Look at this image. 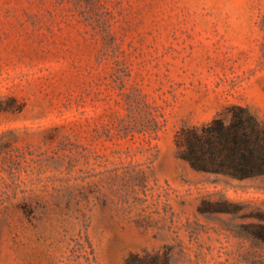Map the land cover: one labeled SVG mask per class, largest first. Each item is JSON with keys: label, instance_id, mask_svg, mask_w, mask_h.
Here are the masks:
<instances>
[{"label": "rangeland", "instance_id": "rangeland-1", "mask_svg": "<svg viewBox=\"0 0 264 264\" xmlns=\"http://www.w3.org/2000/svg\"><path fill=\"white\" fill-rule=\"evenodd\" d=\"M264 123V0H0V264H264V175L176 135Z\"/></svg>", "mask_w": 264, "mask_h": 264}, {"label": "trees", "instance_id": "trees-1", "mask_svg": "<svg viewBox=\"0 0 264 264\" xmlns=\"http://www.w3.org/2000/svg\"><path fill=\"white\" fill-rule=\"evenodd\" d=\"M176 144L179 156L197 170L236 178L264 175V123L241 104L229 105L226 112L204 124L184 125L177 132ZM125 264L172 261L166 251L145 249L132 252Z\"/></svg>", "mask_w": 264, "mask_h": 264}]
</instances>
